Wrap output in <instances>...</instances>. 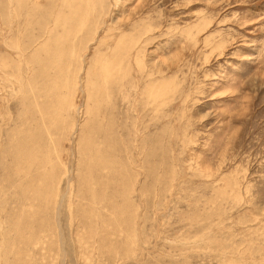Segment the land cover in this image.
Masks as SVG:
<instances>
[{
	"label": "rangeland",
	"instance_id": "374dc122",
	"mask_svg": "<svg viewBox=\"0 0 264 264\" xmlns=\"http://www.w3.org/2000/svg\"><path fill=\"white\" fill-rule=\"evenodd\" d=\"M0 264H264V0H0Z\"/></svg>",
	"mask_w": 264,
	"mask_h": 264
},
{
	"label": "bare ground",
	"instance_id": "6f19581e",
	"mask_svg": "<svg viewBox=\"0 0 264 264\" xmlns=\"http://www.w3.org/2000/svg\"><path fill=\"white\" fill-rule=\"evenodd\" d=\"M89 7V6H88ZM87 17V16H86ZM83 23V22H82ZM129 45V44H128ZM104 70V69H103ZM111 70V69H110ZM107 73V72H106ZM109 73V72H108ZM22 82V81H21ZM66 83V82H65ZM89 87V86H88Z\"/></svg>",
	"mask_w": 264,
	"mask_h": 264
}]
</instances>
